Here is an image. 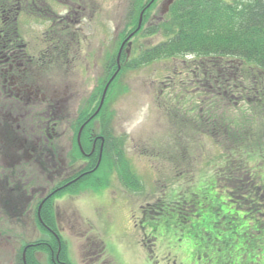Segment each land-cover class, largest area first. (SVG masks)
I'll return each instance as SVG.
<instances>
[{"label": "rangeland", "instance_id": "1", "mask_svg": "<svg viewBox=\"0 0 264 264\" xmlns=\"http://www.w3.org/2000/svg\"><path fill=\"white\" fill-rule=\"evenodd\" d=\"M130 1H41L44 6L39 10L38 18H33L26 23V26L29 25L38 34L41 32V35L37 36V42L45 48L50 42L46 39L52 38V34L48 31L52 30L54 25L56 26L53 23L58 25L59 18L70 27H76V19L73 16H67L70 6L72 11L77 5L85 9L83 12L85 26L83 23L80 37L86 39L87 50L84 49L79 57L83 63L86 62L85 67L86 65L87 67L84 71L72 67L65 73L59 69L43 71L40 75L43 85L38 86V91L33 93L38 98L36 100L38 109L42 110L47 105L49 97L53 105L64 100L65 107L68 108L65 110V115L71 116L68 120L73 122L78 112L87 105L96 85L103 81L105 75L103 65L110 56L116 58L120 51L119 38L126 29H129L126 27L125 16L128 13ZM166 4V0H156L150 10L147 11L145 7L141 10V14H145L146 18L142 28L143 34L127 39L122 49L126 60L122 58L118 60L120 69L109 81L111 86L114 83V86L110 88L107 102L109 125L112 128L110 132L113 133L112 137L121 142L122 160L127 165L131 177L139 179L142 189L132 191L126 188L117 174L113 173L114 178L103 179L99 176L102 179L100 183L92 182L93 190L87 191L89 193L86 192L82 197L79 194L80 198H77L79 195L73 198L70 194L56 198L57 202L53 204L56 222L54 221L53 225H56L58 233L62 234L60 239L64 241L60 247L55 245L53 251L59 264H66L65 262L102 264V261L103 264H245L247 260L248 264L250 262L264 264V241L260 240L258 233V229L264 227L248 230V226H245L239 217L233 218L229 212V220L221 222V225L224 227L226 223H230L232 229L230 226L228 229L231 230H222L218 221L217 229L222 231L207 230L209 236L199 235L196 223H191L190 218L184 223L182 219L178 222L176 211L159 214L161 209H157L158 206L170 209L176 206L180 208L181 205L178 206L176 202L182 203L181 198L190 194H193L194 201H199L198 190L207 182L211 184L213 177L216 178L217 188L223 186L232 191L231 197L228 196L230 202L227 204L232 200L237 201L235 207L238 212H245L248 209L245 207V203L248 202L246 198L253 196L254 192L257 194L253 188L254 184L252 185L253 180L257 178H253L256 172L246 168V172L242 173L243 169L237 167L232 172L225 171L223 168L225 164L221 162L224 150L222 144L214 142L215 136H204L205 138L201 139L200 137L203 136L191 129L190 124L184 128L170 121L169 114H173L172 119L178 112L191 118L193 112L196 116L201 104L199 95L204 96L207 93L200 91L204 90L200 84L198 88L191 89V81L186 78L188 70L185 65L187 64L184 62V65L182 59L178 58L177 61L162 59L122 71V67L127 66L128 61L137 57L148 46L164 41L159 33L143 35L147 26L155 25L165 17L166 14L161 12L164 8L166 9L165 6L168 7ZM86 12L87 15H85ZM53 13L58 15V18H54ZM45 17L49 18L47 23ZM24 19L26 20L27 17L25 16ZM18 35L29 43L30 48H33L31 40L35 42L36 39L34 40L30 33H23L24 37L20 32ZM127 35L128 31L125 36ZM75 38L73 36V39ZM99 55L102 56L101 61ZM41 57V63L47 60L45 54ZM249 88L248 93L244 94V99L248 98L249 104L231 102V107L223 108L222 103H215L212 106L213 116L206 117L208 120L205 126L209 125L208 122L215 124L219 117H224V122L228 118L233 119L237 117L235 113L240 108L245 111L249 106H253V102H257V96L253 97L251 87ZM104 90L102 89L96 97L94 104H90L89 108L92 107L93 112L96 111ZM54 93H57L56 96ZM214 99L225 101L224 94ZM0 101H2L0 109L3 110L1 112L9 111V105L16 104L15 101L5 99ZM56 110V108L53 109V111ZM180 122L182 118L179 119ZM106 123L107 119L104 122L101 118L96 119L93 130L97 132L98 128L100 129L101 126L102 129ZM218 124L221 127L220 122ZM24 125L28 128L31 124L25 122ZM207 129L205 128L204 132H207ZM239 136L241 140L246 141L244 134L241 133ZM63 146L65 143H62ZM245 146L235 150L240 162L247 158ZM68 155V148H66L61 152L60 157L63 159ZM196 156L198 158H195ZM237 163L239 162L235 164ZM70 164L65 166L56 164L51 169L40 165V169L47 170L45 174L40 173L38 178L37 174L29 170L34 169V166L28 167L26 177H23V184L25 181L34 179L30 186L34 187L37 184L40 194L35 193L34 199L37 200L40 196L46 197L50 191L70 181L67 178L78 175L79 168H82V160L73 165ZM53 172L54 178H52ZM222 172L224 174H221ZM247 177H250L252 182L247 180ZM89 188H91L90 184ZM16 192L24 202L22 186H19ZM61 193L63 190L57 192L58 195ZM13 196L14 194L10 200L14 199ZM212 197L211 190L203 197L204 202L212 203ZM36 203L35 200L30 201L29 207L21 213V217L7 221L5 229L8 244L3 248L6 250L8 260L3 264H16L23 248L27 249L28 254L36 262L38 259L40 264H50L45 254L33 252L35 250L33 243L39 239L44 241L48 239V235L37 228L35 216L38 206ZM222 214L226 215L227 211H223ZM231 218L233 222L230 221ZM263 233L264 231H261V234ZM50 239L54 244L53 239L51 237ZM41 248L45 246L36 249ZM93 257L98 258L99 261L93 260Z\"/></svg>", "mask_w": 264, "mask_h": 264}, {"label": "trees", "instance_id": "2", "mask_svg": "<svg viewBox=\"0 0 264 264\" xmlns=\"http://www.w3.org/2000/svg\"><path fill=\"white\" fill-rule=\"evenodd\" d=\"M144 7L142 0H135V3L129 2L125 18L126 27L131 32L136 29L139 13ZM145 30L143 36L159 33L164 41L148 46L137 57L130 61L127 60V66L124 65L122 71L162 59H176V61L178 58L182 59V63L187 64L185 65L188 70L186 78L190 79L191 84H195L191 89L198 88L200 84L204 88L200 91L207 93L204 96L199 95L201 104L196 116L193 112L192 118L176 112V116L174 115L172 119L173 114H169L170 121L184 128L190 124L191 129L203 136L200 137L201 139H204V136H215L214 142L222 144L224 150L221 162L225 164L223 168L226 172H232L237 167L243 169L242 173H245L248 168L256 172L253 178H259V181L255 178L253 182L250 177L246 178L251 180L252 185L254 184V191L257 193L254 192L253 196L246 198L248 201L245 203V207L248 208L247 215L236 210L237 201L232 200L227 204L230 202L229 197L232 191L223 186L217 188L215 177H211L213 180L211 184L207 182L198 190L199 201H194L193 194H190L181 198L182 203L176 202L178 206L181 205L180 208L176 206L170 209L164 205L165 208L158 206L157 209H161L163 213L176 211L178 222L182 219L184 223L190 218L191 223L194 222L197 225V233L207 236L210 235L207 230L218 231L216 228L218 221L229 220V212L233 218L246 217V219L240 218L241 222H250L249 214L254 210L264 214V0H174L165 17L155 25L147 26ZM121 58L126 60L123 54ZM115 71L116 63L112 56L105 62L104 79L96 88L89 104L96 101V97ZM247 85L251 87L252 96H257V102H253V106H249L245 111L240 108L235 113L237 117L233 119L231 117L224 122L225 118L219 117L215 124L208 122L209 125L205 126L208 120L206 117L213 116L212 106L215 103H222L223 108L231 107V102L247 104L248 98L244 99L245 92L248 93L250 89ZM113 86L114 83L111 87ZM223 94L224 102L214 99ZM106 105L107 100L103 106L102 115L105 119L106 117L109 119ZM191 109L194 110V108ZM180 118L182 122L179 123ZM81 119L83 120L84 116ZM219 122L221 127L218 126ZM205 128H208L207 132H204ZM89 133L90 126H87L84 129L82 141V144H86L85 151L90 148ZM241 133L245 135L246 141L240 139ZM103 136L105 141L100 170L107 169L111 172L115 169L127 186L135 188L138 181L129 174V169L122 160V150L114 144L116 139L110 138L106 128H104ZM244 146L247 158L240 162L235 150ZM94 161H97L96 157ZM236 162L239 163L235 164ZM211 190L213 202L207 201L206 204L203 197ZM223 211H227V214H222ZM231 225L226 223L224 231L231 230ZM229 226L231 229H228ZM261 240L264 241V239Z\"/></svg>", "mask_w": 264, "mask_h": 264}, {"label": "flooded vegetation", "instance_id": "3", "mask_svg": "<svg viewBox=\"0 0 264 264\" xmlns=\"http://www.w3.org/2000/svg\"><path fill=\"white\" fill-rule=\"evenodd\" d=\"M41 1L46 2V0H0V100L5 99L16 102L14 105H9V111L1 112L3 110L0 109V250L8 244L5 229L7 221L21 217V213L29 207L30 201L35 200L38 206L35 222L37 228L48 235V239L45 241L39 239L33 243L32 246L35 248L33 252L45 254L51 264H59L53 251L55 245L60 247L64 244L60 239L62 234H56L49 229L48 225L49 220H51L49 217L51 210L54 214L52 197L55 190L46 197L40 196L36 200L34 199L35 193L40 195L37 184L34 187L30 186L34 179L28 182L25 181L23 184V177H26L28 167L34 166V169L29 170L33 171V174H37L38 178L40 173L45 174L47 170L40 169V165L47 166L48 169L54 168L56 164L68 165L72 162L75 155L73 150L76 147L83 157L78 158L76 161L82 160V168H79L78 175L75 177L78 178L83 173L82 171L94 161L95 156L98 160L100 148L102 144L104 145V141L101 140L103 138L101 126L97 132L91 126L88 136L90 148L84 152L83 147H86V144H81L83 136L82 131L80 132V129L83 130L84 121L82 124L79 122L83 112H78L75 121H69L68 119H71V116L65 115V110L68 108L65 107L64 100L53 105L52 99L49 97L47 105L42 110L38 109V103H36L38 98L33 93L38 91V86L43 85V80L40 78L43 71H46V69H59L65 73L72 67L83 71L87 67V65L85 67L86 62L83 63L79 57L84 49L87 50L85 48L87 45L86 39L80 37V34L82 35L81 27L85 26L83 16L85 9L77 5V7L74 6L72 11L70 6L67 16H73L76 19V27H70L61 18H59L58 25L51 22L56 26L54 25L53 29L48 31L49 34H52V38H45L50 41L49 46L45 48L44 45L40 46L37 42V36L41 35V32L38 34L29 25L26 26V23L33 18H38L39 10L44 6ZM79 3L81 2L79 1ZM44 10L46 11V9ZM49 14L51 13L49 12ZM85 15H87V12ZM25 16L27 17L26 20L24 19ZM53 17L58 18V15L53 13ZM45 18L47 23L49 18ZM51 26L50 28H52ZM19 32L23 37V33H30L33 39H36L35 42L31 40L33 48H30L29 43L18 35ZM73 36L76 38L73 39ZM43 54L47 56V60L41 63ZM99 60H102L101 55H99ZM30 79H33V81H30ZM56 94L54 93L55 96ZM1 103L2 101H0ZM55 108L57 110L53 111ZM25 122L31 125L27 128L24 125ZM79 141L81 147L78 144ZM62 143H65V146L62 147ZM66 148H68L69 155L62 159L60 154ZM71 177L67 179L70 180ZM52 178H54V172ZM66 183L62 187L63 189L67 187ZM19 186L24 189V202L21 201L18 192H16ZM13 194L14 199L10 200ZM25 203L26 206H24ZM44 204L47 206L42 212ZM245 212L247 213L248 209ZM253 213H256L255 215L259 218H256L253 223L243 222L244 225L255 224L256 227H264V214L252 211L249 215ZM240 218L243 219V216H240ZM252 218L254 217L251 216ZM54 221L56 222L55 214ZM50 237L53 239L54 244ZM41 246H45V248L41 251L36 249ZM3 251L0 252V264L6 263L8 260L6 250ZM16 264L40 263L38 259L36 262L28 254L26 248H23ZM245 264H248L247 261H245Z\"/></svg>", "mask_w": 264, "mask_h": 264}, {"label": "water", "instance_id": "4", "mask_svg": "<svg viewBox=\"0 0 264 264\" xmlns=\"http://www.w3.org/2000/svg\"><path fill=\"white\" fill-rule=\"evenodd\" d=\"M140 20H141V19H140ZM140 20H139V25H138V28H137V29H139V27H140ZM106 90H107V87H106L105 90H104V93H103V95H102V98H101V101H100V104H99V107H98L96 113L99 112V110L101 109V107H102V105H103V101H104V97H105ZM96 113H95V114H96Z\"/></svg>", "mask_w": 264, "mask_h": 264}]
</instances>
